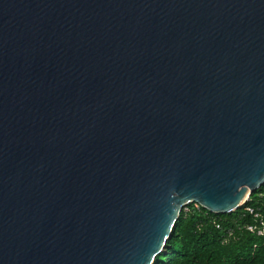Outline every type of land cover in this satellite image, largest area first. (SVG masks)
I'll use <instances>...</instances> for the list:
<instances>
[{
	"label": "water",
	"instance_id": "water-1",
	"mask_svg": "<svg viewBox=\"0 0 264 264\" xmlns=\"http://www.w3.org/2000/svg\"><path fill=\"white\" fill-rule=\"evenodd\" d=\"M262 187L264 0H0V264H154Z\"/></svg>",
	"mask_w": 264,
	"mask_h": 264
},
{
	"label": "trees",
	"instance_id": "trees-1",
	"mask_svg": "<svg viewBox=\"0 0 264 264\" xmlns=\"http://www.w3.org/2000/svg\"><path fill=\"white\" fill-rule=\"evenodd\" d=\"M255 214L264 217V187L229 214L190 204L175 225L167 255L161 253L154 264H264V237L248 230L258 221Z\"/></svg>",
	"mask_w": 264,
	"mask_h": 264
},
{
	"label": "built area",
	"instance_id": "built-area-1",
	"mask_svg": "<svg viewBox=\"0 0 264 264\" xmlns=\"http://www.w3.org/2000/svg\"><path fill=\"white\" fill-rule=\"evenodd\" d=\"M259 190V189H258ZM250 198V197H249ZM248 201V200H247ZM245 206V205H244ZM186 208V207H185ZM251 213L253 211L249 210ZM257 218V223L248 227V230L252 233L257 234L258 236L264 237V217L260 216L259 214H255ZM232 233H230L231 235Z\"/></svg>",
	"mask_w": 264,
	"mask_h": 264
},
{
	"label": "rangeland",
	"instance_id": "rangeland-1",
	"mask_svg": "<svg viewBox=\"0 0 264 264\" xmlns=\"http://www.w3.org/2000/svg\"><path fill=\"white\" fill-rule=\"evenodd\" d=\"M167 251H168V246H166V248L164 249V251L162 252V254L167 255Z\"/></svg>",
	"mask_w": 264,
	"mask_h": 264
},
{
	"label": "bare ground",
	"instance_id": "bare-ground-1",
	"mask_svg": "<svg viewBox=\"0 0 264 264\" xmlns=\"http://www.w3.org/2000/svg\"><path fill=\"white\" fill-rule=\"evenodd\" d=\"M248 194H249V193H248ZM247 196H248V195H247ZM247 196H246V197H247Z\"/></svg>",
	"mask_w": 264,
	"mask_h": 264
}]
</instances>
